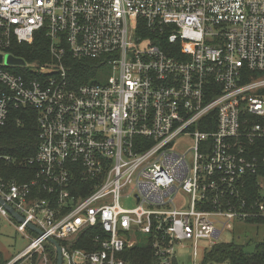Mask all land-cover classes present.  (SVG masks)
<instances>
[{
  "label": "built area",
  "instance_id": "obj_1",
  "mask_svg": "<svg viewBox=\"0 0 264 264\" xmlns=\"http://www.w3.org/2000/svg\"><path fill=\"white\" fill-rule=\"evenodd\" d=\"M38 31L48 61L10 52ZM0 56V126L37 113L32 178L0 176V219L27 240L6 264H49L48 238L61 264H125L146 238L156 264H200L199 241L264 222V0H0ZM82 59L111 74L72 84ZM88 229L99 248H73Z\"/></svg>",
  "mask_w": 264,
  "mask_h": 264
},
{
  "label": "trees",
  "instance_id": "obj_2",
  "mask_svg": "<svg viewBox=\"0 0 264 264\" xmlns=\"http://www.w3.org/2000/svg\"><path fill=\"white\" fill-rule=\"evenodd\" d=\"M47 40L43 31L35 33L32 44H13L10 52L31 61H48ZM97 60H68L69 76L72 84H82L93 81ZM36 111L20 107L12 109L8 119L0 126V176L5 180L15 179L17 182L30 180L34 171L25 165L24 161L32 157L37 147ZM4 157H8L6 161ZM91 229L84 231L72 243L73 248L98 249L99 245L92 241ZM62 244V242H61ZM49 264H56V254L50 245H46ZM125 264H156L152 256L148 238L130 248H125L117 254ZM0 252V264H6ZM264 264V241L257 242L252 251L245 250L241 243L234 241L216 242L202 253L200 264ZM18 264H28L22 261ZM31 264H38L35 254Z\"/></svg>",
  "mask_w": 264,
  "mask_h": 264
},
{
  "label": "rangeland",
  "instance_id": "obj_3",
  "mask_svg": "<svg viewBox=\"0 0 264 264\" xmlns=\"http://www.w3.org/2000/svg\"><path fill=\"white\" fill-rule=\"evenodd\" d=\"M4 64L7 62L4 59ZM111 74L109 66H103L94 74L95 81L104 82ZM192 144V139L189 136L178 135L173 141L172 146L178 151H184ZM183 197L185 194L180 193ZM178 197V196H177ZM178 202V198H175ZM123 207H132L135 205L132 199L128 201H121ZM144 236L139 235L141 240ZM234 241L244 245L245 250L252 251L257 242L264 241V222H237L231 230H222L217 242ZM27 240L22 233L17 232L14 227L5 219H0V252L4 255L6 260L10 261L16 253L24 247ZM199 254L197 260L201 258V249H209V241L198 242ZM190 253H181L179 259L183 264H188L191 261ZM216 264V263H211ZM219 264H227L226 262Z\"/></svg>",
  "mask_w": 264,
  "mask_h": 264
},
{
  "label": "water",
  "instance_id": "obj_4",
  "mask_svg": "<svg viewBox=\"0 0 264 264\" xmlns=\"http://www.w3.org/2000/svg\"><path fill=\"white\" fill-rule=\"evenodd\" d=\"M4 59L6 60L7 64H23L24 61L22 58H17L14 57L10 54H6ZM0 61H1V56H0ZM3 201L0 199V204H2ZM5 207L7 208V210L9 211V213L19 222L22 221L21 217L15 213L9 206L5 205ZM31 230L37 232V233H41V231L37 228H35L33 225L28 224L27 225ZM49 242L52 243V245L55 248V254H56V264H61V253H60V246L59 243L57 242V240L53 239V238H48Z\"/></svg>",
  "mask_w": 264,
  "mask_h": 264
},
{
  "label": "crops",
  "instance_id": "obj_5",
  "mask_svg": "<svg viewBox=\"0 0 264 264\" xmlns=\"http://www.w3.org/2000/svg\"><path fill=\"white\" fill-rule=\"evenodd\" d=\"M21 249H22V248H21ZM21 249H20V250H21ZM20 250H19V251H20ZM0 251H1V250H0ZM17 253H18V252H17ZM17 253H16V254H17ZM3 257H4L5 259L7 258V257H5L4 255H3Z\"/></svg>",
  "mask_w": 264,
  "mask_h": 264
}]
</instances>
